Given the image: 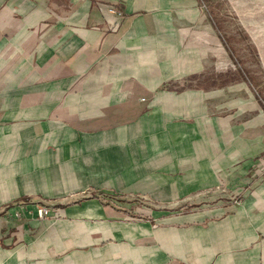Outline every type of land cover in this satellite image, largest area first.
<instances>
[{"label":"crops","instance_id":"0c3cea01","mask_svg":"<svg viewBox=\"0 0 264 264\" xmlns=\"http://www.w3.org/2000/svg\"><path fill=\"white\" fill-rule=\"evenodd\" d=\"M221 47L200 0H0V264H264V103Z\"/></svg>","mask_w":264,"mask_h":264},{"label":"rangeland","instance_id":"374dc122","mask_svg":"<svg viewBox=\"0 0 264 264\" xmlns=\"http://www.w3.org/2000/svg\"><path fill=\"white\" fill-rule=\"evenodd\" d=\"M200 2L211 20L219 27L222 47L220 51L214 50L212 55L218 66L221 62L220 69L224 72L221 73V84L225 79L226 85H247L263 104L264 0H201ZM210 77L212 79L214 76ZM200 82L195 85H199ZM139 205L136 203L134 207L141 210L152 207L145 202H139Z\"/></svg>","mask_w":264,"mask_h":264},{"label":"built area","instance_id":"2783aa9c","mask_svg":"<svg viewBox=\"0 0 264 264\" xmlns=\"http://www.w3.org/2000/svg\"><path fill=\"white\" fill-rule=\"evenodd\" d=\"M105 16L113 17L114 20L109 19L108 23L112 31L117 32L122 24L124 14L118 8L112 6L108 7L107 10L104 12ZM56 216L54 210L50 206L38 204L36 206H25L22 210L17 212L16 217H31L38 219L40 221L48 220Z\"/></svg>","mask_w":264,"mask_h":264},{"label":"trees","instance_id":"16d2710c","mask_svg":"<svg viewBox=\"0 0 264 264\" xmlns=\"http://www.w3.org/2000/svg\"><path fill=\"white\" fill-rule=\"evenodd\" d=\"M201 1V0H200ZM212 19L214 20V18L212 17ZM215 21V20H214ZM215 25H216V27H217V29L219 30V27H218V25H217V23L215 22Z\"/></svg>","mask_w":264,"mask_h":264}]
</instances>
